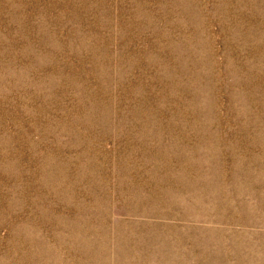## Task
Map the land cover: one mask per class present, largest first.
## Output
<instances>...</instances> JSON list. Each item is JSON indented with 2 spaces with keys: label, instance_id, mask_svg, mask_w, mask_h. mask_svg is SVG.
Returning <instances> with one entry per match:
<instances>
[{
  "label": "rangeland",
  "instance_id": "rangeland-1",
  "mask_svg": "<svg viewBox=\"0 0 264 264\" xmlns=\"http://www.w3.org/2000/svg\"><path fill=\"white\" fill-rule=\"evenodd\" d=\"M0 264H264V0H0Z\"/></svg>",
  "mask_w": 264,
  "mask_h": 264
}]
</instances>
